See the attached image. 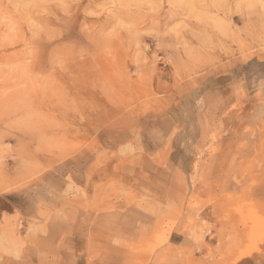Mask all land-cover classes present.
<instances>
[{
	"label": "rangeland",
	"instance_id": "1",
	"mask_svg": "<svg viewBox=\"0 0 264 264\" xmlns=\"http://www.w3.org/2000/svg\"><path fill=\"white\" fill-rule=\"evenodd\" d=\"M0 264H264V0H0Z\"/></svg>",
	"mask_w": 264,
	"mask_h": 264
},
{
	"label": "crops",
	"instance_id": "2",
	"mask_svg": "<svg viewBox=\"0 0 264 264\" xmlns=\"http://www.w3.org/2000/svg\"><path fill=\"white\" fill-rule=\"evenodd\" d=\"M185 242H186L185 239H183V238H179V239L175 240L173 244H174L175 246H179V245L181 246V245H185ZM171 244H172V243H171Z\"/></svg>",
	"mask_w": 264,
	"mask_h": 264
}]
</instances>
